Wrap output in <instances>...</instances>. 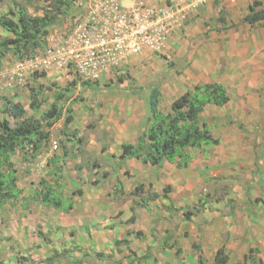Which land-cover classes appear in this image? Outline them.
I'll return each instance as SVG.
<instances>
[{"label": "rangeland", "instance_id": "374dc122", "mask_svg": "<svg viewBox=\"0 0 264 264\" xmlns=\"http://www.w3.org/2000/svg\"><path fill=\"white\" fill-rule=\"evenodd\" d=\"M215 1L213 17L200 23L206 38L202 44L214 43L216 51H225L230 42L234 49L243 50L238 37L244 36L248 38L245 57L233 58V62L243 59L241 63L252 71L254 66L264 70V59H260L252 39L256 32L264 35V20L253 25L243 20L250 7L264 9V0L211 3ZM49 2L0 0V13L19 5L29 13H40ZM84 5V0H77L72 17L81 13ZM72 17L55 24L50 32H61ZM5 32L0 27V37L7 35ZM163 51L131 57L124 67L88 79L90 87H82V78L65 69L55 77L47 71L28 70L23 80L13 81L14 86L2 83L0 109L5 98L17 95L15 102L24 106L26 116L39 118L55 92L62 94L58 100L61 118L51 127L40 154L28 158V152L23 158L16 151L12 155L18 185L30 194L41 178H49L61 182L67 196L77 188L82 194L74 196V209L63 214L66 227L52 223V214L38 217V209L31 207L35 203L22 206L25 202L21 198L13 206H0V264H45L52 248L65 250L54 264H196L198 254L204 264H213L214 254L222 245L229 264H251V257L255 264H264V167L260 163L264 122H258L251 98L257 97L259 114L264 113V75H259L262 83L256 89L244 93L232 88L229 104L205 108L202 119L220 143L204 150L188 149L187 167L180 169L167 161L134 166L119 160L121 142L135 143L145 128L150 89H159V107L166 112L171 101L184 91L183 86L190 84L186 73L193 59L190 46L183 58L167 57ZM223 57L226 62L228 53ZM13 62L7 54L3 69H11ZM119 76H123L122 82ZM30 88H42L39 93L44 102L37 113L28 107ZM244 104L250 108L249 114ZM132 105L138 106L132 110L139 113L137 122L133 121L136 114L130 118L127 112L124 120H118L117 107L126 111ZM66 116L72 118L68 124H64ZM7 118L13 125L14 119ZM118 121L124 124L121 130L116 127ZM51 140L58 143L55 150ZM49 159L60 167L59 174L52 173ZM104 172L107 177H102ZM137 184L144 185V196L154 191L160 197L149 201L148 207L139 206L141 197L133 193ZM165 237L167 247L162 249ZM143 254L149 257L141 259Z\"/></svg>", "mask_w": 264, "mask_h": 264}, {"label": "trees", "instance_id": "16d2710c", "mask_svg": "<svg viewBox=\"0 0 264 264\" xmlns=\"http://www.w3.org/2000/svg\"><path fill=\"white\" fill-rule=\"evenodd\" d=\"M77 0H50L47 7L40 13H29L22 5L10 7L7 12L0 13V27L8 32L0 37V70L3 67L7 54L14 60L28 57L47 44V36L50 28L61 22L64 18H70L74 14V6ZM244 20L253 25L264 20V9L250 7ZM82 87H90L92 82L81 79ZM123 76L118 77L122 82ZM96 82V81H94ZM72 84V83H71ZM66 89V88H64ZM42 88H30L29 109L37 113L43 104L40 91ZM53 100L39 118L34 115L26 116L25 108L11 98H5L1 113H5L14 119L12 125L5 117L0 119V206L8 203L10 206L18 199L25 201L23 188L18 185L17 170L14 166L12 155L16 151L22 153V157L29 152L28 158L36 157L47 144L50 130L54 123L61 118V109L58 100L61 92H55ZM160 91L152 87L147 98L148 115L145 128L137 137L135 143L123 141L120 144L119 160L126 158L138 159L142 163L158 165L162 161L175 164L177 168H185L189 162L188 149L204 150L220 143L219 137L213 135L209 124L202 119L205 108L209 105L223 106L229 100V94L221 82H206L195 84L173 99L169 110L163 111L159 107ZM72 118L66 116L64 124L71 122ZM78 142H81L78 139ZM67 151L62 152V156ZM27 157V156H26ZM57 158V157H55ZM53 174L60 173V167L55 165V160L49 159ZM107 172L102 177H107ZM58 180L48 182L41 178L34 194L40 203L52 207L58 211L69 212L74 207V196L81 195L82 189L73 190L69 196L61 188ZM166 188L165 191H167ZM143 184H137L133 193L141 197L139 206L148 207V202L160 197L158 192L150 191L144 196ZM142 195V196H141ZM166 198L165 194H162ZM26 204L22 203V206ZM121 240H116L119 243ZM167 247V238L162 241V249ZM65 250L51 249L44 263L54 264L64 254ZM141 259L149 257L147 254ZM247 258V256H246ZM250 263L255 264L253 257ZM185 264V263H182ZM196 264H204L200 254L196 257ZM213 264H229V259L220 246L213 257ZM231 264H246L231 263Z\"/></svg>", "mask_w": 264, "mask_h": 264}, {"label": "built area", "instance_id": "2783aa9c", "mask_svg": "<svg viewBox=\"0 0 264 264\" xmlns=\"http://www.w3.org/2000/svg\"><path fill=\"white\" fill-rule=\"evenodd\" d=\"M83 11L47 44L28 57L14 60L5 70L14 82L28 70H67L95 80L126 65L131 57L162 52L167 40L181 29L200 6L212 0H84ZM55 150L58 143L50 142Z\"/></svg>", "mask_w": 264, "mask_h": 264}, {"label": "crops", "instance_id": "0c3cea01", "mask_svg": "<svg viewBox=\"0 0 264 264\" xmlns=\"http://www.w3.org/2000/svg\"><path fill=\"white\" fill-rule=\"evenodd\" d=\"M216 2L217 1H215L213 3L209 2L206 5L200 6L198 8V10L185 23V25L181 29L175 31L172 34V36H170V38L167 40V43L164 47L163 53H165V55L167 57L173 56L176 58H180V57L183 58L187 52L188 46H190L191 51H190L189 56H190V59L191 58H193V59H191L189 69L186 72L189 75L190 81L188 83H190V84H186L183 86L184 91L191 89L192 86L195 84L213 82V81L214 82H221L222 84H224L228 94H229L230 90H232V88H234V89L238 88V91L244 92V93L250 89H256L257 85L259 83H262V78L259 75L263 76L264 70L260 67L254 66L255 71H252V69L250 67H248L245 63H241V61L243 59L239 63L233 62V60H232L233 58L241 59V58L245 57V53H246L245 46L248 43V38H246L244 36L238 37V44H240L241 46L243 44V50L241 49V47H239V50L234 49L235 46L232 47L231 46L232 44H230V42L227 40H226V42L227 43L229 42V44H228V46H226L225 51H216L214 49V47H212V45L214 43H212L210 45L209 44H207V45L202 44L205 42L206 38H204V33H203L204 29L200 28V23L204 22L205 20H208V18L211 16L213 17V13L215 11V9H213V8H215L214 4ZM218 2L223 3L224 0H218ZM220 9H222V8H220ZM225 9L226 8H224L222 10V13L224 12ZM218 12H219V10H218ZM246 14H244V16ZM244 16H243V20H244ZM5 33L8 34V32H5ZM252 39L254 40L255 49H257V53H258L260 59H262V61H263V59H264V35H262L261 32H256V35L254 34ZM233 42L236 43L235 40H233ZM199 43H201V45L198 49L197 45ZM209 48L211 49V51H209L210 50ZM225 52H227L229 55L226 62L223 61V59H224L223 55ZM194 53H195V56L191 57V55H193ZM242 62H244V61H242ZM262 65H264V64H262ZM3 67H4V63H3ZM3 67L0 70V86L2 85V83H5L6 87L14 86L15 84L13 83V81L10 80L9 78H7V74H6L5 70H8V69H3ZM48 73H50L53 77H55V76H59L61 72L58 69H50V70H47V74ZM258 77H260V79L257 81ZM2 78H3V82H2ZM252 79H254V81ZM248 97L249 96H247V98ZM7 98H10V97H7ZM15 98H17V95L14 97H11V100H13L15 102ZM251 98H253L255 100V102H253L252 105H253V107H255V113H257L256 118H257L258 122H260L262 124L264 122V113L259 114L260 110H261V108H260L261 106L257 100V97L253 96ZM230 102H231V96L229 95V100L227 103L229 104ZM248 103H249L248 105L250 107L251 104H250V102H248ZM132 106H129L128 110H126V111H123L122 107L118 106L117 107L119 109V111L117 112L119 115L118 120H124L123 119L124 114L127 112V114H130V118H131V115L136 114V116H133V118H136L133 121L137 122V118L139 116V113H135L132 110L138 109V106L137 105H132ZM249 107H246V104H244V109L246 111V114H249V112H250ZM7 116H8L7 114L3 113V117L8 119ZM127 121L128 120H126V122ZM116 127L120 128V130H121L122 127H124V124L119 123V121H118V122H116ZM108 128H109V125L107 126V129ZM262 128L264 130V127H262ZM262 137H264V132L262 134ZM262 149L264 151L263 146H262ZM261 159L262 160H260V163L264 167V156H262ZM125 161L128 163V165L131 163L134 164V166H140V164L146 165V163H142L138 159H134V158H126ZM162 162H160V163H162ZM147 165H150V164H147ZM50 175H52V174H50ZM47 176L50 177L49 175H47ZM45 179L48 182H54L55 181V180H51L49 178H45ZM36 186L37 185H34L32 187V190H31L32 192L30 194L28 193V190L26 191V189L23 188L22 194L25 196L24 202H25L26 206H28L30 203H35V205L31 206V207L38 209V217L50 216L52 214V216H53V220L51 221L52 223H56L59 227L60 226L66 227V222L64 221L65 217L63 216V214H67V212L58 211L52 207L46 208L47 206L42 205L40 203L39 198L36 197L34 194V189L38 188V186L37 187ZM74 207L72 209H74ZM54 247H56V246H54ZM55 249H57V248H55Z\"/></svg>", "mask_w": 264, "mask_h": 264}]
</instances>
